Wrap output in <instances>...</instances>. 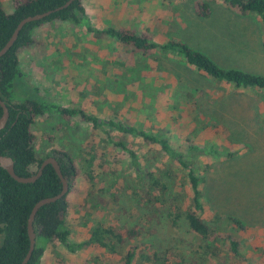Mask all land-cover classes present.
<instances>
[{
    "label": "rangeland",
    "instance_id": "obj_1",
    "mask_svg": "<svg viewBox=\"0 0 264 264\" xmlns=\"http://www.w3.org/2000/svg\"><path fill=\"white\" fill-rule=\"evenodd\" d=\"M11 1L0 0L7 13ZM80 2L93 27L146 32L159 43L173 39L223 69L264 76V21L257 15L241 16L215 0ZM196 2L206 4V18L195 14ZM32 36L30 47L18 53L22 75L13 82V101H46L166 138L199 179L200 216L211 229L203 240L187 228L182 216L175 224L172 216L166 217L168 211L181 214L189 208L186 167L158 150L151 154L150 146L138 137L120 135L109 126L93 135L89 125L76 117L64 121L59 114L46 113L35 117L31 126L37 160L46 156L62 160L61 154L70 159L94 155L91 180L77 164L72 190L66 195L64 221L70 241L85 240L94 225L114 230L137 226L141 233L135 241L117 247L115 256L95 246L70 253L51 243L39 264H108L120 259L128 247L136 249L133 264H154L144 259L153 253L168 260L167 264L174 260L264 264V121L259 90L216 82L186 67L177 56L154 53L134 58L128 48L70 23L42 24ZM136 62L150 68L143 72L144 84L138 87L123 77ZM112 141L123 142L135 154L140 177L126 151ZM190 146L206 147L211 153H196ZM163 167L168 169L161 178L165 199L157 207L164 211L158 209L151 217L139 196L148 188V174H157ZM228 218L239 221L240 228L226 222ZM228 236L237 241L236 256L227 250ZM206 243L220 255L210 256Z\"/></svg>",
    "mask_w": 264,
    "mask_h": 264
},
{
    "label": "trees",
    "instance_id": "obj_2",
    "mask_svg": "<svg viewBox=\"0 0 264 264\" xmlns=\"http://www.w3.org/2000/svg\"><path fill=\"white\" fill-rule=\"evenodd\" d=\"M67 0H12L11 11L5 12L0 7V49L10 38L13 30L20 20L25 17L41 14L63 5ZM201 1V0H200ZM228 10L235 11L241 16L254 14L264 21V0H215ZM195 14L201 18L208 15L205 3L196 2L194 7ZM70 23L75 26H81L82 29L92 34L94 37L105 42H116L118 45L126 47L130 53L136 56H149L154 53H165L177 56L181 62L190 67L196 73L230 85L235 89L259 90L262 95V114L264 121V76L253 75L242 72L237 69H223L215 64L205 54L189 48L186 44L173 39L163 42H155L146 32H136L131 29L121 28H96L93 27L85 14L84 7L80 0L72 1L66 8L53 12L40 20L26 23L18 32L16 39L10 48L0 56V100L7 108V119L2 129H0V155L7 156L13 163V171L21 177L34 175L43 159H36L33 153L34 136L31 133V126L34 118L43 116L46 113L59 114L62 119L67 120L76 117L80 121L89 125L90 132L95 135L99 129L109 126L120 135H130L141 139L143 144L150 146L149 150L154 154L158 150L168 159L186 167L180 155L171 147L169 141L153 131H143L132 125L115 123L111 120H99L98 118L85 115L79 110H68L57 107L46 101L22 100L13 101L12 86L14 80L22 74L19 69L18 53L21 50L30 47L33 42L34 30L42 24ZM264 50V42L262 43ZM150 71L145 63H134L130 66L123 76L128 82L136 83V87L144 84L143 72ZM125 81V83H128ZM154 92V91H153ZM151 92V98L156 92ZM1 115V108H0ZM108 136L107 131L105 132ZM111 144L119 150L126 151L129 160L134 167V173L137 177L139 171L137 168L138 158L130 151L123 142L112 141ZM92 150V145H90ZM190 149L196 153L210 154L211 150L203 147L199 150L196 146H190ZM148 150V149H147ZM61 158H55L62 176L67 182V193L58 200L41 206L34 214L31 225L34 233V247L28 261L25 264H39L40 260L51 243L64 247L68 252H75L83 247L95 246L109 253L116 255L115 249L123 247L130 241L139 238L141 228L137 226L123 227L114 230L111 227L94 225L90 228L81 242H71L69 239L70 231L65 224L64 217L67 211L66 195L72 190L70 182L77 172V164L83 166L88 174L87 178L91 180V173L94 164V155L87 159L78 156L76 159H70L61 154ZM153 158L155 155H152ZM53 157V156H52ZM168 172L167 167L160 168L157 174L150 172L145 184L148 188L141 190L140 200L145 202L147 211L151 217H155L160 205L165 199L166 186L161 178ZM145 176H147L145 174ZM188 181V200L189 208L181 214L166 212V217L172 216L171 223L175 224L177 218L182 216L187 228L197 237L205 240L210 233V227L201 219L202 205L200 201L199 179L193 174L191 169L187 168ZM61 190V183L50 165H45L41 170V175L33 183H17L2 168H0V264H20L24 258L29 245L27 235V220L31 208L38 200L52 197ZM159 206V207H157ZM160 210V209H159ZM161 213L164 210H160ZM226 222L232 226L240 228L239 221L228 218ZM231 226V227H232ZM227 250L232 255H237V241L230 236L226 237ZM134 247H128L120 256V259H112L108 264H133L135 259ZM205 251L209 255L218 257L220 252L211 250L208 243L205 244ZM205 252V253H206ZM146 261L154 264H167L168 260L159 258L156 253L150 256L144 255ZM61 260V259H60ZM61 263V261H60ZM172 264H183L179 260L172 261Z\"/></svg>",
    "mask_w": 264,
    "mask_h": 264
},
{
    "label": "water",
    "instance_id": "obj_3",
    "mask_svg": "<svg viewBox=\"0 0 264 264\" xmlns=\"http://www.w3.org/2000/svg\"><path fill=\"white\" fill-rule=\"evenodd\" d=\"M72 1H74V0H67L63 5L58 6L52 10H48V11L43 12L41 14H36L33 16L25 17L22 20H20L18 22V24L16 25L15 29L13 30L10 38L7 40V42L0 49V56H2L10 48V46L13 44L14 40L16 39V36H17L19 30L26 23L36 21V20H40L43 17H45V16H47L53 12L59 11L63 8H66ZM0 108H1L0 129H2L4 124H5V121L7 119V108L1 100H0ZM45 165H50L52 167L53 171L55 172L56 176L58 177V179L61 183V190L58 194H56L52 197L42 198V199L38 200L37 202H35V204L31 208V211H30V214H29V217L27 220V235H28V239H29V245H28V250H27L24 258L21 260L20 264H25L28 261L30 255H31V252L33 250V247H34V233L32 230L31 222H32V219H33L35 212L41 206L48 204V203H52V202L58 200L59 198L63 197L67 193V182L60 172L59 165H58L56 159L52 156L46 157L41 161L39 168L34 175H31L28 177H21V176H18L14 173L13 163H12L11 159L7 156L0 155V168H2L17 183H22V184L33 183L41 175V170Z\"/></svg>",
    "mask_w": 264,
    "mask_h": 264
}]
</instances>
